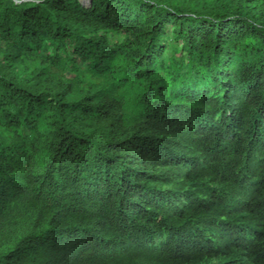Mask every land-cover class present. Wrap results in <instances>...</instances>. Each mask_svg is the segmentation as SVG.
Returning a JSON list of instances; mask_svg holds the SVG:
<instances>
[{"label": "trees", "instance_id": "16d2710c", "mask_svg": "<svg viewBox=\"0 0 264 264\" xmlns=\"http://www.w3.org/2000/svg\"><path fill=\"white\" fill-rule=\"evenodd\" d=\"M18 1L0 0V264H216L192 230L237 209L264 264V0Z\"/></svg>", "mask_w": 264, "mask_h": 264}, {"label": "clouds", "instance_id": "9594fccd", "mask_svg": "<svg viewBox=\"0 0 264 264\" xmlns=\"http://www.w3.org/2000/svg\"><path fill=\"white\" fill-rule=\"evenodd\" d=\"M227 111L229 115L234 113L229 110ZM225 121L227 122V120ZM247 137L248 136L245 135V138ZM164 199L168 204H172L171 206L187 208V205L183 204L179 200V196L174 192L170 191V194L165 196ZM128 204H130V202ZM128 204L123 208L121 213L128 209ZM239 213L240 209H237L232 213L209 217L207 224L204 227L199 228L198 231H194V229L192 230V242L198 244L206 241L209 245V250L211 249L209 257L215 255L220 256L216 264H244L250 261L259 260L260 257L258 256V252H263L262 249L258 248L254 244H251L253 241H250L237 229V219L239 217ZM240 240H244L247 250H235V245L240 242Z\"/></svg>", "mask_w": 264, "mask_h": 264}, {"label": "rangeland", "instance_id": "374dc122", "mask_svg": "<svg viewBox=\"0 0 264 264\" xmlns=\"http://www.w3.org/2000/svg\"><path fill=\"white\" fill-rule=\"evenodd\" d=\"M80 1L83 2L85 6H90L88 0H87V2H84L83 0H80Z\"/></svg>", "mask_w": 264, "mask_h": 264}, {"label": "water", "instance_id": "95a60500", "mask_svg": "<svg viewBox=\"0 0 264 264\" xmlns=\"http://www.w3.org/2000/svg\"><path fill=\"white\" fill-rule=\"evenodd\" d=\"M17 2H19L18 0H16ZM89 1V5H91V3H92V0H88Z\"/></svg>", "mask_w": 264, "mask_h": 264}]
</instances>
